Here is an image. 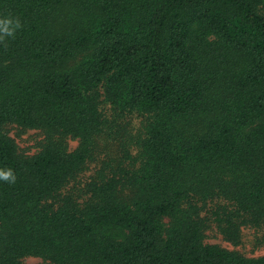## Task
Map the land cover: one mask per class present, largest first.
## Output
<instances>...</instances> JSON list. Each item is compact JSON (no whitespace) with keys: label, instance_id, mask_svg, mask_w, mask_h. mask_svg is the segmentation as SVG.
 Wrapping results in <instances>:
<instances>
[{"label":"trees","instance_id":"1","mask_svg":"<svg viewBox=\"0 0 264 264\" xmlns=\"http://www.w3.org/2000/svg\"><path fill=\"white\" fill-rule=\"evenodd\" d=\"M8 18L0 264H264L206 241L264 227V0H0Z\"/></svg>","mask_w":264,"mask_h":264},{"label":"rangeland","instance_id":"2","mask_svg":"<svg viewBox=\"0 0 264 264\" xmlns=\"http://www.w3.org/2000/svg\"><path fill=\"white\" fill-rule=\"evenodd\" d=\"M79 61V60H77ZM75 63V62H74ZM9 135L14 139L19 147V151L26 155L31 156L39 152L43 146L45 133L36 129H22L17 125L9 126ZM79 145V140L67 138L68 151H73ZM208 243L219 244L231 250H237L246 256L258 257L264 255V227L254 228L251 226H244L242 228V241L240 244L235 245L227 241L216 228L209 231L206 239ZM27 264H51L44 261L40 257L29 256L26 259Z\"/></svg>","mask_w":264,"mask_h":264},{"label":"clouds","instance_id":"3","mask_svg":"<svg viewBox=\"0 0 264 264\" xmlns=\"http://www.w3.org/2000/svg\"><path fill=\"white\" fill-rule=\"evenodd\" d=\"M19 27L18 20L15 22L10 18L0 20V39L5 36H13ZM0 180L15 183L16 177L11 169H0Z\"/></svg>","mask_w":264,"mask_h":264}]
</instances>
